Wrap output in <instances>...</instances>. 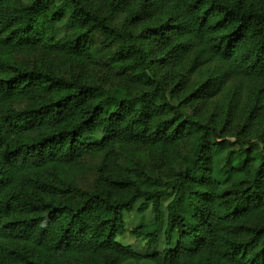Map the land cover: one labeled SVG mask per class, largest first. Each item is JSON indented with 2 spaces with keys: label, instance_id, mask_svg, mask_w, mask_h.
I'll use <instances>...</instances> for the list:
<instances>
[{
  "label": "trees",
  "instance_id": "trees-1",
  "mask_svg": "<svg viewBox=\"0 0 264 264\" xmlns=\"http://www.w3.org/2000/svg\"><path fill=\"white\" fill-rule=\"evenodd\" d=\"M136 205L153 264H264V0H0V264L136 262Z\"/></svg>",
  "mask_w": 264,
  "mask_h": 264
},
{
  "label": "rangeland",
  "instance_id": "rangeland-1",
  "mask_svg": "<svg viewBox=\"0 0 264 264\" xmlns=\"http://www.w3.org/2000/svg\"><path fill=\"white\" fill-rule=\"evenodd\" d=\"M172 195H168L162 200V206L165 207L167 203L171 200ZM138 205L135 206L134 210L130 213H124V227L125 232L122 237L116 239V243L121 247H130L135 251L139 257L136 259L138 261H128L125 264H153L150 261V257L153 253L162 252L164 247L162 234L159 236L157 242L149 246L146 244V239H136L130 235V231L140 225L147 224L152 220V213L150 211V205H147V208L143 214H140L137 210ZM177 244V236L174 235L171 249Z\"/></svg>",
  "mask_w": 264,
  "mask_h": 264
}]
</instances>
